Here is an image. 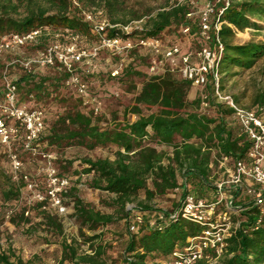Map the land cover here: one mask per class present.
<instances>
[{
    "label": "trees",
    "instance_id": "obj_1",
    "mask_svg": "<svg viewBox=\"0 0 264 264\" xmlns=\"http://www.w3.org/2000/svg\"><path fill=\"white\" fill-rule=\"evenodd\" d=\"M197 1L201 5L209 1L215 3V11L210 16L209 39L202 35L200 15L192 13L194 9L189 0L157 11L145 20L142 27L134 28L130 33L120 27H107L104 33L109 36L162 38L174 31L178 36L187 37V49L192 50L211 46L214 36L218 35L223 45L219 67L222 88L226 76L252 69L259 62H263L264 71V36L262 39L238 40L239 33L247 29H264V0H230L228 5L223 1ZM77 2L23 0L18 3L15 0H0V36L25 32L38 26H53L69 27L95 40L96 35L92 33L91 23L84 17L83 7L91 10L92 6H100L112 12L117 0ZM21 8L23 12L16 15ZM120 22L111 20L113 24ZM216 24H219L218 29ZM44 44L45 41H42L30 46L29 50ZM150 52L155 51L140 47L130 51L126 57L128 61L124 62L122 70L115 76L112 75L114 69L105 73L102 69L93 70L86 74L87 81L96 76L108 80H130V88L134 92L133 102L125 107L123 118L114 113L111 120L103 113L95 115L87 110L78 95V104L65 105L55 118L49 119L45 107L56 101L65 103L66 94L75 92L66 84L68 73L59 64L35 66L31 72L19 65L11 66L15 70L13 78L18 86V103L40 107L45 111L47 130L39 141L40 150L50 152L54 146L63 149L73 145L89 149L118 146L113 159L86 157L64 162L55 158V162H60L58 165L63 170L73 168L80 177L91 175L89 185L92 188L113 194L103 202L115 211L105 213L85 203L78 196L77 189L70 188L74 197V215L82 228L87 227L95 232L101 227L124 223L127 232L125 248L120 257L122 264H165L170 261L177 248L186 246L188 237L202 231L200 225L180 214L185 197L193 195L209 203L219 201V173L227 175V170L233 169L237 161L250 162L252 141L242 131L233 109L213 97L212 83L203 87L205 93L191 98L193 85L179 73H151L137 67L138 62L149 59ZM137 79L141 80L140 86ZM205 95L208 100L206 109L212 114L202 110ZM96 96L100 98L99 93ZM253 101L254 106L264 108V85ZM130 114H134L135 119H131ZM163 146L171 147L172 150H165ZM23 153L31 154L21 150L20 154ZM36 156L41 157L39 154ZM5 158L8 160L7 153L0 145V200L9 202L23 195L25 182L15 180L2 167ZM40 189H44L43 183ZM249 189H254L255 193L262 192L260 202H256L255 193ZM141 192L145 195L143 199L139 197ZM224 192L233 198L234 206L242 208L232 214L238 225L216 264H264V189L254 181H244L242 188L225 187ZM169 194L174 195L171 206L160 205L158 199ZM129 203L135 204L128 208ZM224 208L222 201L217 209ZM47 217L51 225L62 229L61 223L54 217ZM137 217L141 220L137 221ZM12 220L15 222V218ZM132 224L136 226L134 231L130 230ZM82 235L94 253L80 254L78 240L73 238L71 242L64 241L62 260L78 264H108L104 258L106 247L102 243H93L100 235L95 233L87 236L83 230ZM209 253L213 257L217 255L213 250ZM0 263L34 264L33 261L24 262L21 258L11 261V255L4 251H0ZM195 264L209 263L203 258Z\"/></svg>",
    "mask_w": 264,
    "mask_h": 264
},
{
    "label": "built area",
    "instance_id": "obj_2",
    "mask_svg": "<svg viewBox=\"0 0 264 264\" xmlns=\"http://www.w3.org/2000/svg\"><path fill=\"white\" fill-rule=\"evenodd\" d=\"M189 1L194 5V0ZM220 1L225 5L230 2V0H215V2ZM74 2L78 4L77 0ZM224 8L225 6L221 7L220 12ZM214 11L215 3L209 1L197 12H192L200 15L202 35L207 39L211 37L210 16ZM83 14L92 25V33L96 35L94 42L86 47L80 44L83 35L69 27L38 26L25 32H11L0 36V55L5 52L13 54L12 59L5 66L0 89V145L7 153L12 177L25 182V189L30 194V203L51 202L52 205L65 210L63 199L64 193L70 187L69 176L61 173L56 167L54 154L40 150L39 141L47 130L45 111L40 107L18 103V86L10 75L11 66L19 65L27 72H31L35 66L61 65L68 73L66 84L74 89L87 110L99 115L103 112L102 100L91 94L89 83L83 73H90L96 68V60L101 52L111 51L120 57L119 65L112 71V75L115 76L122 70L130 51L139 47L155 51L159 57L151 62V73L165 71L179 73L196 87H205L211 82L213 97L233 109V115L242 131L252 141L249 151L250 162L237 161L233 169L227 170L225 179L218 181L219 201L209 203L206 199L196 198L193 195L185 197L180 207V214L200 225L202 231L198 235L188 237L186 246L183 249L177 248L173 258L165 263L195 264L200 259L206 258L209 264L212 262L216 264L218 256L226 249L228 239L238 225V222L233 220L232 214L242 208L233 205L234 200L225 194V187L242 188L244 181H254L264 189V108L247 107L237 102L233 95L222 88L219 67L223 45L218 35L214 36L211 46H204L198 50L184 49L178 43L165 44L160 37L109 36L104 33L107 27H120L126 33L139 27L113 24L103 18L102 10L97 8L83 9ZM218 28L219 24H216V29ZM42 41H45L44 46L25 54L26 49ZM82 64L85 68L80 72ZM207 106L208 100L205 95L203 107ZM21 150L30 152L32 156L39 154L45 161L46 181L43 190L40 189L38 181L23 170ZM249 191L255 193L254 189ZM255 195L256 202H260L262 192L259 191ZM222 201L225 208L217 209ZM140 220L141 218L137 217V221ZM135 229V224L130 225L131 231ZM210 250L215 251L217 255L213 257L209 253Z\"/></svg>",
    "mask_w": 264,
    "mask_h": 264
},
{
    "label": "rangeland",
    "instance_id": "obj_3",
    "mask_svg": "<svg viewBox=\"0 0 264 264\" xmlns=\"http://www.w3.org/2000/svg\"><path fill=\"white\" fill-rule=\"evenodd\" d=\"M18 3L23 0H15ZM183 0H117L115 8L112 12H107L103 7L92 6L102 10L103 18L108 20L117 19L121 21L120 24H129L132 27H142L145 20L155 14L157 11L170 7L171 5ZM42 2V1H41ZM44 4V3H43ZM194 11L202 6L200 2L194 0ZM87 9L86 7H83ZM21 11L16 15L21 14ZM264 36V29L259 31L255 28L247 29L245 32H240L238 40H248L252 38L262 39ZM162 40L165 44L178 43L184 49L188 47V39L185 35L178 36L177 33L171 31L166 33ZM94 42V38L83 35L80 44L82 46H89ZM30 52L29 48L25 50V54ZM158 53L150 52L149 59L137 63V67L143 71H150V64L153 60L158 58ZM13 54L9 52L0 55V89L3 83V72L7 63L12 59ZM120 57L113 54L111 51L104 50L101 52L99 58L96 60L95 71L102 69L105 73L117 67L120 63ZM128 59L125 58V62ZM81 70L85 65H80ZM263 62H259L254 68L238 73L236 75L226 76L223 82L225 92L236 97L239 102L247 107H253L254 96L258 90L264 85V71ZM10 75L15 76V70L10 67ZM84 78L88 75L83 73ZM138 86H140V79H137ZM90 91L93 96L100 94V99L103 103V114L113 118V114L123 118L125 107L133 102L134 92L130 88V80H108L96 76L88 80ZM130 89V90H129ZM137 92V90H136ZM201 92L205 93V88L192 86L190 97L193 98ZM65 103L56 101L45 109L48 113L49 119L57 116V113L63 109L65 105L73 106L78 104L79 98L76 92L70 91L67 94ZM207 107L202 108L203 111L212 114L213 112ZM131 119H135L134 114H130ZM44 149V145L41 144ZM117 145H110L107 147H96L89 149L84 146H67L63 149L57 147L50 148V152L58 158L59 161L68 162L80 158H111L115 157ZM163 149L171 151V147L163 146ZM24 166L23 170L33 176L38 181L39 185L43 183L45 186V161L41 157L32 156L29 153L22 155ZM56 167L63 174L69 176L70 187L68 193H64L63 205L65 210L52 205L51 202L36 203L29 202L30 194L26 189H23V195L17 199L9 202L0 200V251H4L11 255V261H16L21 258L24 262L33 261L34 264H78L70 260H62L63 257V243L65 240L71 242L73 238L78 240L79 253H94V249L85 241V236L82 235V230L87 236L98 234L100 237L93 241L94 244L102 243L106 247L104 258L108 264H122L120 257L125 248V233L127 232L124 223L119 226L101 227L93 232L87 227L82 228L80 222L76 219L74 212V197L71 195L70 188H76L77 194L85 203H89L95 209L105 213H113V207L103 202L110 194L108 192L92 188L89 183L92 179L91 175L79 176L75 174L73 168L63 170L59 167L60 162H55ZM67 164V163H66ZM2 167L11 173L9 161L5 158L2 161ZM65 165V164H64ZM220 169H218L219 171ZM220 180L225 179L226 175L220 172ZM70 191V193H69ZM139 197L143 199L144 193L141 192ZM173 194L158 199L160 205L170 207ZM135 203H129L128 208H131ZM47 215L56 219L62 225V229L51 225L48 221ZM15 218V222L12 220ZM1 264V263H0ZM83 264V263H80ZM211 264H215L212 262Z\"/></svg>",
    "mask_w": 264,
    "mask_h": 264
},
{
    "label": "crops",
    "instance_id": "obj_4",
    "mask_svg": "<svg viewBox=\"0 0 264 264\" xmlns=\"http://www.w3.org/2000/svg\"><path fill=\"white\" fill-rule=\"evenodd\" d=\"M223 164V163H222Z\"/></svg>",
    "mask_w": 264,
    "mask_h": 264
}]
</instances>
